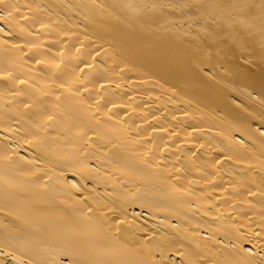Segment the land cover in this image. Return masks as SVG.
<instances>
[{
    "label": "bare ground",
    "instance_id": "6f19581e",
    "mask_svg": "<svg viewBox=\"0 0 264 264\" xmlns=\"http://www.w3.org/2000/svg\"><path fill=\"white\" fill-rule=\"evenodd\" d=\"M0 264H264V0H0Z\"/></svg>",
    "mask_w": 264,
    "mask_h": 264
}]
</instances>
